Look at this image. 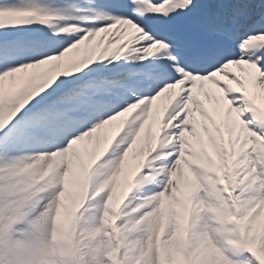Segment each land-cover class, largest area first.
I'll return each instance as SVG.
<instances>
[{"label": "snow or ice", "instance_id": "obj_1", "mask_svg": "<svg viewBox=\"0 0 264 264\" xmlns=\"http://www.w3.org/2000/svg\"><path fill=\"white\" fill-rule=\"evenodd\" d=\"M0 264H264V0H0Z\"/></svg>", "mask_w": 264, "mask_h": 264}]
</instances>
